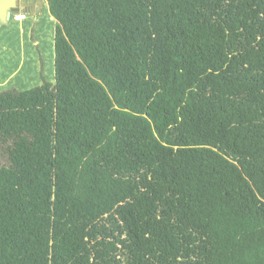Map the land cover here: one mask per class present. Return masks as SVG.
Instances as JSON below:
<instances>
[{
  "label": "trees",
  "instance_id": "trees-1",
  "mask_svg": "<svg viewBox=\"0 0 264 264\" xmlns=\"http://www.w3.org/2000/svg\"><path fill=\"white\" fill-rule=\"evenodd\" d=\"M50 1L54 81L0 98V264H264V0Z\"/></svg>",
  "mask_w": 264,
  "mask_h": 264
},
{
  "label": "crops",
  "instance_id": "crops-1",
  "mask_svg": "<svg viewBox=\"0 0 264 264\" xmlns=\"http://www.w3.org/2000/svg\"><path fill=\"white\" fill-rule=\"evenodd\" d=\"M20 8L24 9V17L18 21L11 18L8 25L0 28V98L3 99L7 93H27L40 86V59L45 79L54 81L52 3L50 0H21ZM28 29L30 34L25 37L24 31ZM19 31L22 34L17 33ZM47 40L50 46L44 45ZM47 49L52 58L49 70L45 65Z\"/></svg>",
  "mask_w": 264,
  "mask_h": 264
},
{
  "label": "rangeland",
  "instance_id": "rangeland-1",
  "mask_svg": "<svg viewBox=\"0 0 264 264\" xmlns=\"http://www.w3.org/2000/svg\"><path fill=\"white\" fill-rule=\"evenodd\" d=\"M18 6H17V9L18 10H20V11H22L23 13H24V9H22V8H20V6H21V0H19L18 1ZM13 12H14V10H13ZM26 21H28V20H26ZM16 31H17V29H16ZM13 32H15V31H13ZM17 33H21L22 34V32L21 31H19V32H17ZM29 34H30V30L28 29V30H25L24 31V36L25 37H28L29 36ZM15 35V34H14ZM50 44V42H49V40H47L45 43H44V45H46V46H50L49 45ZM51 54V51H50V49H47V52H46V55H47V57H46V59H45V65L47 66V69L49 70L50 68H51V63H52V58H51V56H48L49 54ZM45 69H46V67H45ZM49 73V72H48ZM34 96L33 95H31V96H29V95H27V96H25V98H27L26 100H24L23 99V96L21 95V94H18V93H14V92H10V93H7L5 96H4V99L2 100V102H3V105L4 106H6V107H9L10 106V104H8V100L10 101V103L12 104L11 106H18V107H24V106H26L27 104H31V105H40L41 103H40V98L38 99V100H34V98H33ZM30 99H32V101L30 102V101H28V100H30Z\"/></svg>",
  "mask_w": 264,
  "mask_h": 264
},
{
  "label": "water",
  "instance_id": "water-1",
  "mask_svg": "<svg viewBox=\"0 0 264 264\" xmlns=\"http://www.w3.org/2000/svg\"><path fill=\"white\" fill-rule=\"evenodd\" d=\"M17 6V0H0V28L8 25L11 13Z\"/></svg>",
  "mask_w": 264,
  "mask_h": 264
},
{
  "label": "built area",
  "instance_id": "built-area-1",
  "mask_svg": "<svg viewBox=\"0 0 264 264\" xmlns=\"http://www.w3.org/2000/svg\"><path fill=\"white\" fill-rule=\"evenodd\" d=\"M23 18V14L21 12H18L16 14H14V20H20Z\"/></svg>",
  "mask_w": 264,
  "mask_h": 264
},
{
  "label": "clouds",
  "instance_id": "clouds-1",
  "mask_svg": "<svg viewBox=\"0 0 264 264\" xmlns=\"http://www.w3.org/2000/svg\"><path fill=\"white\" fill-rule=\"evenodd\" d=\"M18 11H19L18 9H15L14 12L12 11L10 19L13 18V20H14V14L18 13ZM22 14H23V17H24V13H22Z\"/></svg>",
  "mask_w": 264,
  "mask_h": 264
}]
</instances>
